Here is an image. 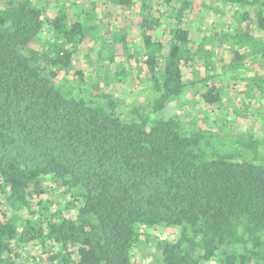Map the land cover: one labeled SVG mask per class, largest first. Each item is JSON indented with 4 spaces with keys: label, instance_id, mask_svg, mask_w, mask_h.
Returning a JSON list of instances; mask_svg holds the SVG:
<instances>
[{
    "label": "trees",
    "instance_id": "16d2710c",
    "mask_svg": "<svg viewBox=\"0 0 264 264\" xmlns=\"http://www.w3.org/2000/svg\"><path fill=\"white\" fill-rule=\"evenodd\" d=\"M51 4L0 0V264H146L148 242L162 264H264V0ZM250 112L262 133L232 129Z\"/></svg>",
    "mask_w": 264,
    "mask_h": 264
},
{
    "label": "rangeland",
    "instance_id": "374dc122",
    "mask_svg": "<svg viewBox=\"0 0 264 264\" xmlns=\"http://www.w3.org/2000/svg\"><path fill=\"white\" fill-rule=\"evenodd\" d=\"M51 1V6L52 8H54V0H50ZM51 8V9H52ZM114 9V7H110V10ZM99 12V11H98ZM139 12V7H135L134 10L132 12H119L121 19L125 20L126 22L130 21V18L132 17L133 14H136ZM226 15H224L220 21H218V24H221V28H227L228 26H230L232 24V17L229 15L228 10L225 11ZM183 25H186L187 27H189L190 29H192V31L194 32L195 37H198L199 35H201V32L203 31H210L213 28V24L211 22V18H210V14L207 11L202 12L201 14H187V16L185 17L183 23ZM45 34V33H44ZM98 48V44L97 42L94 41H89L88 43L82 44L79 51L77 53L74 54L73 58L77 63V66L83 69L88 70L90 67L87 66V64L85 63V57L84 52H90V54H92L93 59L94 54H95V50ZM223 49H221L220 51H222ZM219 57V56H218ZM218 60V58H217ZM249 64H254V61L252 60V58L249 57V60L247 61ZM196 65H199V63L197 62ZM251 70L254 71V66H251ZM260 74L264 75V68L259 70ZM227 84H229V88H231V83H229L228 81L226 82ZM112 92L117 95L118 97L124 98L127 101H133L135 99H138L140 97L139 94V88L140 85L135 83L134 85H131L130 83H126L125 85L123 84H111L110 85ZM133 90V91H132ZM141 90H143V87H141ZM229 91V95L232 99H237L238 96L240 97V95H238L236 90H228ZM203 110V111H202ZM177 113L178 115H180L181 117H187V116H193V114H195L196 117L198 118H202L204 116L207 117V122H209V124L213 125L214 123L210 118H208V116H213L217 119L220 118V114L219 112L216 113H212V115L205 114V109L203 107V105H197V106H185V109H178V106L174 103H170L166 109H165V113L167 115H171L174 113ZM219 116V117H218ZM214 120V119H213ZM236 131H246V130H253L255 131V133L260 134L263 131V126L260 123V119L257 117V115H253V113L250 112V115L247 114L246 116L240 117L239 119H237L233 125V128ZM50 198H52V200L54 201V207L53 209H55V207L64 205V200L63 198L57 194L55 191H50L49 193ZM0 199L4 202L3 197L0 195ZM3 205V204H2ZM64 207V206H63ZM65 208V207H64ZM64 213L66 214H70V211H64ZM152 231H150L151 233ZM140 252L143 256V261L146 264H162L161 262V256H160V252L158 249H156V247L154 245H152V242H148V244H144L142 246V248H140ZM36 252L35 250L32 248L30 250H22L21 252V264H28V257L35 255ZM24 258V259H23ZM39 264H45L44 261L42 260L41 263Z\"/></svg>",
    "mask_w": 264,
    "mask_h": 264
}]
</instances>
